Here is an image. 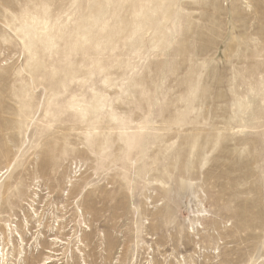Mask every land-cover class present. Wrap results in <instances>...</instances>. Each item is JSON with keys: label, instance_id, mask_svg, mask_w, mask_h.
<instances>
[{"label": "rangeland", "instance_id": "obj_1", "mask_svg": "<svg viewBox=\"0 0 264 264\" xmlns=\"http://www.w3.org/2000/svg\"><path fill=\"white\" fill-rule=\"evenodd\" d=\"M0 220L12 264H264V0H0Z\"/></svg>", "mask_w": 264, "mask_h": 264}, {"label": "bare ground", "instance_id": "obj_2", "mask_svg": "<svg viewBox=\"0 0 264 264\" xmlns=\"http://www.w3.org/2000/svg\"><path fill=\"white\" fill-rule=\"evenodd\" d=\"M33 210L35 212V207H33ZM37 214V213H36ZM202 214H199L198 216H200ZM1 222V220H0ZM9 229V232H8V239L10 242H12V246H14V237H13V230L11 228H8ZM3 230V229H2ZM0 232H1V227H0ZM22 237V242H24V238L23 236L21 235ZM3 238V237H2ZM3 240V239H2ZM3 242V241H2ZM1 242L0 240V264H10L11 263V259L10 258H7V252H6V245L5 242L4 244ZM8 245V244H7ZM52 250H44V252L46 253L44 255V259L42 261L39 262V264H50L52 263V258L53 256L49 253H51ZM80 252H82V249H79ZM20 252H25V248L23 247L22 248V251ZM82 254L84 255V253L82 252ZM23 257V256H22ZM15 260V259H14ZM12 264V263H11Z\"/></svg>", "mask_w": 264, "mask_h": 264}]
</instances>
